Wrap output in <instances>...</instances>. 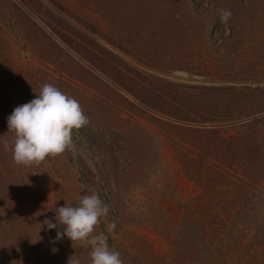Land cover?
Wrapping results in <instances>:
<instances>
[{"label": "rangeland", "instance_id": "1", "mask_svg": "<svg viewBox=\"0 0 264 264\" xmlns=\"http://www.w3.org/2000/svg\"><path fill=\"white\" fill-rule=\"evenodd\" d=\"M45 83L89 123L17 165ZM93 193L123 264H264V0H0V264H91L44 221Z\"/></svg>", "mask_w": 264, "mask_h": 264}, {"label": "clouds", "instance_id": "2", "mask_svg": "<svg viewBox=\"0 0 264 264\" xmlns=\"http://www.w3.org/2000/svg\"><path fill=\"white\" fill-rule=\"evenodd\" d=\"M230 15L227 10H221L222 21L226 22ZM88 123L76 99L45 83L35 99L16 107L7 118L8 131L14 134L11 145L14 163L31 166L64 153L71 145L73 130ZM3 146L6 151L10 148L7 140ZM55 213L56 222L46 219L44 225L49 231L57 230L56 241L67 237L81 247L91 246V264H123L120 253L109 248L108 236L104 232L94 234L100 218L108 213V206L98 194L81 196L78 206L58 207ZM115 228V221L107 225L108 232ZM68 264H79V261L72 256Z\"/></svg>", "mask_w": 264, "mask_h": 264}]
</instances>
